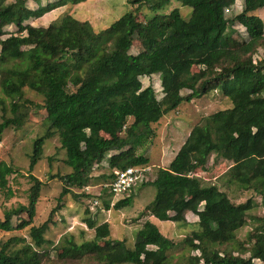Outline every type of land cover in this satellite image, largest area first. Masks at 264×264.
Wrapping results in <instances>:
<instances>
[{"label":"trees","instance_id":"trees-1","mask_svg":"<svg viewBox=\"0 0 264 264\" xmlns=\"http://www.w3.org/2000/svg\"><path fill=\"white\" fill-rule=\"evenodd\" d=\"M28 1L0 0V133L20 129L30 112L42 110L43 131L32 141L28 167L31 171L41 159L46 139L57 135L70 168L57 176L64 185L59 199L86 186L93 165L104 160L110 170L107 183L114 169L149 167V155L138 150L154 135L151 124L182 102L214 90L230 106L193 125L152 180L145 178L148 170L128 195L105 204L121 209L130 204L135 188L151 185L157 219L187 224L186 212L197 216L196 226L181 241L197 253L175 259L170 251L176 244L149 219L127 245L110 237L107 221L96 224L91 217L84 221L93 228V237L78 241L67 232L47 249L53 244L45 236L49 217L29 227V240L13 235L0 242V264H50L51 252L59 264H258L254 259L264 264V212L251 213L264 207V55L252 58L258 47L264 48V23L255 14L264 8V0H243L242 10L233 16H226L225 9L236 0H127L136 5L134 11L127 10L99 31L71 14L47 26L24 23L85 0H50L33 9ZM172 1L190 7L189 15L183 17L178 7L164 12ZM142 6L153 12L143 21L138 15ZM236 22L248 36L241 45L230 43ZM11 24L17 30L9 33L5 27ZM140 33L143 50L132 54L133 37ZM152 74L160 76V99L151 85L143 87L140 81V76ZM26 88L42 102L26 98ZM211 154L231 163L223 182L228 190L195 175L206 169ZM13 172L10 168L9 174ZM29 177L27 202L4 210L0 231L23 229L12 225V217L23 212L32 222L42 181ZM6 185L0 163V186ZM232 185L252 190L259 204L251 198L234 202L228 195ZM250 222L240 239L238 230Z\"/></svg>","mask_w":264,"mask_h":264},{"label":"rangeland","instance_id":"rangeland-1","mask_svg":"<svg viewBox=\"0 0 264 264\" xmlns=\"http://www.w3.org/2000/svg\"><path fill=\"white\" fill-rule=\"evenodd\" d=\"M47 1L50 0H40L38 4V2L29 0L28 7L37 8L38 5H45ZM174 7H178L185 18L191 11L190 7L183 6L178 1H172L163 11L169 12ZM242 7L243 0H236L234 4L225 9V15L233 16L239 13ZM135 8L136 5L128 4L127 0H85L77 5L56 8L39 18H30L24 23L34 26H47L51 22L59 20L64 14H71L80 20H88L95 30L99 31L106 28L114 19L127 10L134 11ZM152 13L146 6H142L138 11L139 19L143 21ZM255 14L259 15L264 23V8L256 10ZM233 28L235 31L230 37V43L243 44L248 38L245 27L236 22ZM5 30L10 33L15 32L17 28L11 24L6 26ZM142 50L140 33L134 35L129 52L136 54ZM263 55L264 48L258 47L252 54V58L258 59ZM140 81L143 87L147 85L153 87L157 99L163 96L159 74L140 76ZM24 90L26 98L34 102H42L40 95L29 91L27 88ZM186 93L187 90L182 91V94ZM229 106V101L219 92L213 90L200 98L192 99L190 102H182L175 110L165 114L158 122L151 124L154 135L146 140L138 150L139 153L143 152L149 155L150 173L146 176L147 180H152L155 177L157 168L167 167L193 125L200 123L204 116ZM5 112L8 114V106ZM1 113L0 109V121L2 120ZM43 114L42 110L30 112L29 117L20 129L8 127L0 133L1 170L3 171V177L7 179V185L4 188L0 186V220L4 219V210L15 207L19 203L25 204L27 202L28 190L32 184L29 174H33L42 181L40 195L35 206L36 213L32 222H27L28 216L24 212L19 216H13L12 225L21 224L23 229L0 231V242L13 235H21L29 240V227L38 225L49 217L51 222L45 236L53 244L47 245V249L55 246L63 234L67 232L72 233L78 241L85 238L90 239L93 237L94 231L93 228L87 227L84 219L91 217L96 224L105 221L109 223V235L112 239L124 240L127 245H132L136 230L141 227L145 219H149L156 224L163 235L176 244L170 251L175 259H180L189 252L190 254L197 253V251H189L181 244L182 239L196 226L197 216L192 212H186L187 224L157 219L152 213L154 207L151 202L153 201L154 188L151 185L135 188L132 192L131 202L127 206L121 209L106 208L105 204L107 202L112 205L122 197L111 194L105 187L107 183L106 176L110 172L106 160L93 165L90 171V180L86 186L80 189H72L74 193L64 194L59 199V194L64 185L57 176L70 172V168L63 161L65 152L60 148L57 135L46 139L41 159L38 160L31 171L28 167L32 141L35 136L43 131L41 124ZM131 121L132 118H128L127 122L130 123ZM230 164V161L215 158V155L211 154L206 169L196 170L195 175L201 178L204 183H215L220 189L228 190L223 182L225 172ZM10 168L14 169L11 174H9ZM7 188L11 190V195L8 193ZM228 195L234 202H243L247 198H251L256 204L260 202V197L254 194L252 190H243L235 185L231 186ZM262 212H264V207L261 208L260 206L251 210V213L260 216ZM251 224L250 222L238 230L237 235L240 239L245 238ZM245 256H248V254H245ZM55 257V253L51 252L48 259L50 264L60 263ZM254 261L260 263L258 259H254ZM76 264L84 263L76 262Z\"/></svg>","mask_w":264,"mask_h":264},{"label":"built area","instance_id":"built-area-1","mask_svg":"<svg viewBox=\"0 0 264 264\" xmlns=\"http://www.w3.org/2000/svg\"><path fill=\"white\" fill-rule=\"evenodd\" d=\"M149 167L129 166L124 170L114 169V178L105 185L110 193L115 196L129 194L131 190L144 179V172H148ZM147 178V177H145Z\"/></svg>","mask_w":264,"mask_h":264}]
</instances>
